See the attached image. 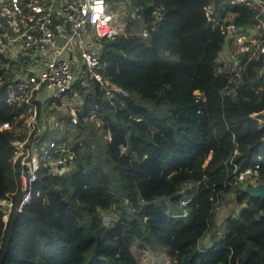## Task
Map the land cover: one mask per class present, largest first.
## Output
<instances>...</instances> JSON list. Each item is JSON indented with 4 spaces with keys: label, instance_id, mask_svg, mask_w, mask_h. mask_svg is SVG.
<instances>
[{
    "label": "trees",
    "instance_id": "16d2710c",
    "mask_svg": "<svg viewBox=\"0 0 264 264\" xmlns=\"http://www.w3.org/2000/svg\"><path fill=\"white\" fill-rule=\"evenodd\" d=\"M126 1L129 33L102 39L105 74L124 91L97 105L103 140L95 119H80L95 141L77 136L85 161L61 173L42 166L21 211L11 141L22 104L0 86V124L10 123L0 128V199L12 201L7 214L0 205V264H145L148 251L167 264H264V198L228 163L233 155L236 172L258 164L254 183L264 182L261 57H242V83L227 92L231 73L218 60L227 40L207 19V0ZM226 9L236 23L254 22L244 4ZM99 93L87 94L86 109ZM229 191L238 210L218 239L200 244Z\"/></svg>",
    "mask_w": 264,
    "mask_h": 264
},
{
    "label": "built area",
    "instance_id": "2783aa9c",
    "mask_svg": "<svg viewBox=\"0 0 264 264\" xmlns=\"http://www.w3.org/2000/svg\"><path fill=\"white\" fill-rule=\"evenodd\" d=\"M108 1L0 0V86L7 102L22 104L19 116L24 117L21 136L11 141L12 166L22 184L16 211L29 201L42 166L50 165L53 173H60L57 164H62L64 171L69 164L85 161V156L78 157L76 138L66 126L97 118L98 106L95 103L86 109L84 91L89 88L80 91L75 86L94 87L108 99L124 94L109 80L101 62L102 39L120 32ZM240 4L255 11L253 23H236L230 16L226 7ZM218 11L224 16L219 17ZM205 14L237 53L232 60L236 68L229 72L224 86L234 94L243 80V56L246 61L261 57L260 67L264 69V0H207ZM56 113L60 117L46 127L47 118L52 120ZM6 127H10L9 122L0 124V128ZM53 129L57 130L56 137L42 150L40 142ZM228 163L234 167L236 182L255 184L258 164L236 172L233 155ZM0 205L7 214L12 201L3 198Z\"/></svg>",
    "mask_w": 264,
    "mask_h": 264
},
{
    "label": "rangeland",
    "instance_id": "374dc122",
    "mask_svg": "<svg viewBox=\"0 0 264 264\" xmlns=\"http://www.w3.org/2000/svg\"><path fill=\"white\" fill-rule=\"evenodd\" d=\"M109 9L115 13L114 15V23L119 26L120 28V32H128V19L130 17V15L128 14V8H127V1L126 0H119L116 3V0H109ZM129 33V32H128ZM237 56V53H234V47L231 51L226 52V49H223L220 53V56L218 57L219 60H223L224 62V71L225 72H232L236 67L233 66V58ZM93 88V87H92ZM93 93H96V90L92 91ZM97 103L95 106L97 105H104L105 104V96H103L101 93H99V96L97 97ZM96 121V124L94 126L95 129V134H96V139L97 141L101 142L103 140V137H101L103 135V130L102 128L99 126L100 125V121L99 119L96 118V116L94 117ZM85 124V123H84ZM83 128V131H79V126L78 125H73V124H69L68 127L69 131H70V135L74 138H77V136H79L80 140L81 138H84L83 141L86 142V140L89 141V143H94L95 141L93 139L92 136L90 137H86L85 135H87V133L90 134V129H87L84 125H81ZM99 126V127H96ZM57 130L53 129L51 132H47V134L45 135L44 139L40 142V147L43 148L45 147V145L47 144L48 140L56 137V133ZM93 148V147H92ZM96 146L93 148V152L95 150ZM124 148V147H123ZM124 150V149H123ZM122 150V151H123ZM75 164H69L66 166V170L70 171L73 170L75 168ZM254 183V182H253ZM238 210V206L235 204V195L233 194V192L231 193V191L225 193L222 197V199L219 200V202H217L215 204V210H214V215H213V225L206 231V233L204 234V236L200 239V244H210L212 243V241L214 239H218L220 236V234L223 231L224 228V222L225 219L233 214V212H236ZM6 218V217H5ZM110 216L108 214H104L103 219L104 221L107 223L109 220ZM144 253V252H143ZM143 253L140 254V256L142 257V261L145 264H167L166 261V257L164 255H160L157 253H152L151 251H148V253H145V255H143Z\"/></svg>",
    "mask_w": 264,
    "mask_h": 264
},
{
    "label": "crops",
    "instance_id": "0c3cea01",
    "mask_svg": "<svg viewBox=\"0 0 264 264\" xmlns=\"http://www.w3.org/2000/svg\"><path fill=\"white\" fill-rule=\"evenodd\" d=\"M223 49H226V52H229V51H231L232 49H233V45L231 44V43H229V42H227L226 44H225V46L223 47ZM220 56V55H219ZM219 60V59H218ZM219 62H223V60H219ZM77 89H79L80 91L82 90V89H88V90H85L84 91V95H85V98H86V96L88 97V93H90V92H92L93 90H96V91H98L96 88H92V87H90V86H85V87H79V86H75ZM92 94H93V92H92ZM58 117H60V114L59 113H56V114H54L53 116H52V120L50 119V118H47V125H46V127H49V126H52V125H54V118H58ZM47 134V133H46ZM45 134V135H46Z\"/></svg>",
    "mask_w": 264,
    "mask_h": 264
},
{
    "label": "water",
    "instance_id": "95a60500",
    "mask_svg": "<svg viewBox=\"0 0 264 264\" xmlns=\"http://www.w3.org/2000/svg\"><path fill=\"white\" fill-rule=\"evenodd\" d=\"M57 167H59L60 173L63 172V165L57 164ZM246 191L254 196H259L261 198H264V182H260L255 185H248L246 186Z\"/></svg>",
    "mask_w": 264,
    "mask_h": 264
},
{
    "label": "clouds",
    "instance_id": "9594fccd",
    "mask_svg": "<svg viewBox=\"0 0 264 264\" xmlns=\"http://www.w3.org/2000/svg\"><path fill=\"white\" fill-rule=\"evenodd\" d=\"M255 184H256V183H255ZM255 184H254V185H255ZM257 184H258V183H257ZM250 185H253V184H250ZM245 190H246V189H245ZM4 216H5V215H4Z\"/></svg>",
    "mask_w": 264,
    "mask_h": 264
}]
</instances>
